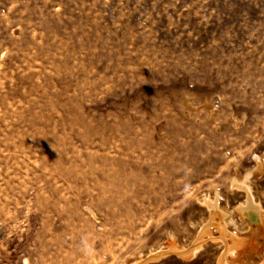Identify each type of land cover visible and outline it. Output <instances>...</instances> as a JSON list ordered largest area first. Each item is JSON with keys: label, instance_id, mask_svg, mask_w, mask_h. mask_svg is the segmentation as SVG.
I'll return each mask as SVG.
<instances>
[{"label": "rangeland", "instance_id": "obj_1", "mask_svg": "<svg viewBox=\"0 0 264 264\" xmlns=\"http://www.w3.org/2000/svg\"><path fill=\"white\" fill-rule=\"evenodd\" d=\"M237 241L264 264V0H0V264Z\"/></svg>", "mask_w": 264, "mask_h": 264}, {"label": "bare ground", "instance_id": "obj_2", "mask_svg": "<svg viewBox=\"0 0 264 264\" xmlns=\"http://www.w3.org/2000/svg\"><path fill=\"white\" fill-rule=\"evenodd\" d=\"M63 153V152H62ZM117 181V180H116ZM243 184V183H242ZM242 184H238L236 183V187L238 188H242V189H245V191L247 192L248 194V202H247V205L246 206H242V207H239V211L241 213H243V215L246 213V212H254L256 215L259 216V210L260 208L257 206V205H254L251 200H250V196H249V191H248V188L245 187L244 185ZM235 187V186H234ZM213 200V199H212ZM216 201V200H215ZM203 204L211 211L215 210L217 212V205L213 202H210L209 199H205V201H203ZM93 217L95 219H98L97 218V215L94 213V212H91ZM213 215V213H211ZM248 215V214H247ZM211 220H213V217L211 218ZM208 232V228L205 227L202 232L199 234L200 237L202 235H205L206 233ZM200 237L198 239H200ZM197 252V249H196V245L194 246V248L190 251H184V250H178L175 248V246L172 244L170 245L168 251H159L157 253H153L151 255V257H149V259L147 260H144V259H141V260H138L136 262H133L132 264H146L147 261L149 260H154V259H159V258H162L163 256L169 254V253H176L178 254L179 256H182V257H189V256H192L194 255L195 253ZM240 256V248H239V241H237L235 244L233 245H228L226 244V251L225 253L223 254V256L221 257L220 259V264H234V262H236L237 258H239ZM31 264V263H30Z\"/></svg>", "mask_w": 264, "mask_h": 264}]
</instances>
